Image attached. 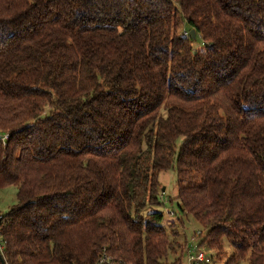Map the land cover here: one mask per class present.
Returning a JSON list of instances; mask_svg holds the SVG:
<instances>
[{
	"label": "trees",
	"instance_id": "obj_1",
	"mask_svg": "<svg viewBox=\"0 0 264 264\" xmlns=\"http://www.w3.org/2000/svg\"><path fill=\"white\" fill-rule=\"evenodd\" d=\"M174 168L210 260L264 264V0H0L6 264H180Z\"/></svg>",
	"mask_w": 264,
	"mask_h": 264
},
{
	"label": "rangeland",
	"instance_id": "obj_2",
	"mask_svg": "<svg viewBox=\"0 0 264 264\" xmlns=\"http://www.w3.org/2000/svg\"><path fill=\"white\" fill-rule=\"evenodd\" d=\"M183 31L189 32L187 30L186 24L183 25ZM193 45L197 51H204L206 48V44L200 36H197L196 40H194ZM182 140L178 142V148L181 146ZM159 180L161 185L163 186L160 200L162 205L159 207H148L145 211V214L152 213L153 211H158L163 213L164 222L168 230L174 228L178 230L181 234L179 238V242L182 245V248L185 249L183 254L178 255H169L168 260L169 263H173L175 259L181 258L180 264H189L188 262V250L186 248L193 244H197L200 241L201 237L199 234L203 232V229L194 221L192 217L185 216L178 210V202L176 201V197L178 196V174L176 168L170 169L168 171H163L160 173ZM17 193L18 189L16 187H10L4 190H0V215H6L12 206L17 204ZM170 232V231H169ZM186 243L188 246L186 247ZM229 244L225 243L226 251L229 252ZM204 250L209 252V250L203 246ZM180 251V250H179ZM214 254H216L214 252ZM3 257V256H2ZM229 255L226 253L221 256L219 259L212 258L208 264H226L228 261ZM0 264L2 263V259L0 257Z\"/></svg>",
	"mask_w": 264,
	"mask_h": 264
},
{
	"label": "built area",
	"instance_id": "obj_3",
	"mask_svg": "<svg viewBox=\"0 0 264 264\" xmlns=\"http://www.w3.org/2000/svg\"><path fill=\"white\" fill-rule=\"evenodd\" d=\"M186 37L190 36L189 32H185L184 34ZM7 136H5L6 138ZM5 216V215H4ZM3 215H0V254L3 255L6 242L4 240L2 234V221L4 219ZM188 262L189 264H205L210 261V253L204 250L202 247H199L196 244L191 245L190 249L188 250ZM97 264H112L111 258L104 252V254L100 257Z\"/></svg>",
	"mask_w": 264,
	"mask_h": 264
},
{
	"label": "water",
	"instance_id": "obj_4",
	"mask_svg": "<svg viewBox=\"0 0 264 264\" xmlns=\"http://www.w3.org/2000/svg\"><path fill=\"white\" fill-rule=\"evenodd\" d=\"M190 36H191V38L193 39V40H196V38H197V32H196V30H191L190 31ZM0 257H1V259H2V263L3 264H6V261L4 260V258L2 257V255L0 254Z\"/></svg>",
	"mask_w": 264,
	"mask_h": 264
}]
</instances>
